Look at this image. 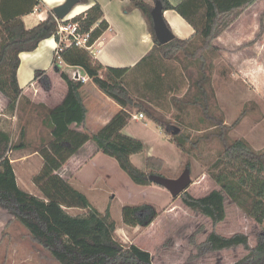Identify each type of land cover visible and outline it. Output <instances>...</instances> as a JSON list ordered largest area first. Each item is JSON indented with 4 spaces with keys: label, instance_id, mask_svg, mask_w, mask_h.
Returning a JSON list of instances; mask_svg holds the SVG:
<instances>
[{
    "label": "trees",
    "instance_id": "obj_1",
    "mask_svg": "<svg viewBox=\"0 0 264 264\" xmlns=\"http://www.w3.org/2000/svg\"><path fill=\"white\" fill-rule=\"evenodd\" d=\"M129 1L126 10L141 11L154 41L152 49L135 66H106L95 57L93 50L75 45L67 46L62 51V58L67 64L82 68L103 93L121 106L104 126L91 133L82 129L88 109L81 94L84 85L81 79L61 72L68 92L62 103L55 107L33 102L18 84L20 53L35 50L42 40L56 34L57 21L53 9L46 20L29 29L22 17L31 13L41 1L0 0V22L5 28V32H2L5 36L0 44V74L9 90L2 86L1 81L0 89L12 96L8 104L10 111H18L23 101L24 110L29 105L36 108L43 125L48 129L49 138L35 150L43 158L42 170L35 176L41 195H36L20 186L14 162L9 156L11 150L26 148L27 129L22 128L20 139L14 143L11 134L0 126V207L12 213L14 220L27 229L30 238L48 251L59 264H153L149 251L117 239V223L110 209L102 212L94 207L88 196L63 177L60 171L87 142L94 141L98 151L114 158L134 183L142 186L159 185L154 178L163 175L165 160L148 156L144 169L136 166L132 155L144 151L145 144L126 134L124 128L132 117V109H137L167 132L173 122L155 107V102L168 90L160 82L147 80L144 82L146 90H142L129 81L134 74L149 75L156 72L166 61L183 63L182 57H185L193 60L197 72L194 75L188 65H184L189 86L183 96H171L178 110L175 116L187 124L184 116H190L189 106L201 107L203 122L208 120L215 129L221 125L220 130L211 135L220 138L223 149L210 170L220 190H213L201 197L184 191L181 194L183 203L212 220L214 229L207 237L211 250L243 246L248 252L232 264H264V148L255 149L245 138L229 139L228 131L241 121L245 110L229 126L222 119L214 118L210 109V100L215 96L212 57L221 49L214 41L258 0H177L175 4L170 0H161L164 11L175 10L194 28V33L188 38L176 36L166 44L159 42L153 28L152 10L156 0ZM71 20L79 23L81 32L91 31L90 45L110 27L98 2ZM5 22L13 23L8 25ZM9 79L12 82H8ZM34 79L45 89H51L52 82L47 70L37 69ZM11 91L16 93L13 95ZM170 135V140L178 148L188 152V143L195 146L202 139L193 140L190 134L180 131ZM190 168L188 163L187 169ZM224 195L237 202L263 226L255 246L250 245L245 234L227 237L215 230L217 224L226 218ZM68 208L86 211L72 214ZM122 212L123 222L129 227H148L159 216V211L149 203L126 205Z\"/></svg>",
    "mask_w": 264,
    "mask_h": 264
},
{
    "label": "rangeland",
    "instance_id": "obj_2",
    "mask_svg": "<svg viewBox=\"0 0 264 264\" xmlns=\"http://www.w3.org/2000/svg\"><path fill=\"white\" fill-rule=\"evenodd\" d=\"M261 2L264 3V0ZM261 6L256 11H247L222 37L214 41L221 49L212 57V86L215 96L210 100L213 117L222 119L224 124L229 126L243 110L246 111L241 121L228 131L229 139L245 138L257 150L264 148V5ZM72 11H75V8ZM44 14L46 9L38 13V16ZM10 23L13 22H5L8 25ZM2 32H5V28L0 22V44L5 36ZM182 61L183 63L166 61L156 72L149 75L137 73L130 77L129 81L142 90H146L144 82L147 80L165 85L164 89L168 91L156 100L155 107L173 122V126L165 132L147 116L138 120L131 117L124 132L145 144L144 151L132 155L133 163L141 169L145 168L148 156H158L165 160L163 176L176 179L187 170V164L190 163L193 183L187 191L201 197L213 190H220L219 184L211 177L210 170L211 164L223 149L220 138L211 135L214 131H219L221 125L215 129L208 120L203 122L201 107L189 106L190 116H184L187 124L175 116L178 110L171 101V96H183L189 86L184 65H188L194 75L197 72L193 60L182 57ZM55 68L59 70L57 65ZM3 78L0 74L2 86L9 90ZM53 79L57 95L60 84L56 76H53ZM8 82L12 80L9 79ZM148 92L153 94L151 90ZM12 93L14 95L16 92ZM6 94L0 89V126L11 134L14 143L20 139L23 127L28 132L25 139L26 148L9 152L18 183L24 190L41 195L39 186L35 183V176L42 170L43 158L35 150L39 149L43 141L49 139L48 129L43 125L42 117L38 115L40 113H37L36 108L29 105L24 110V101L18 111H10L8 104L12 96ZM34 98L36 101L40 100L38 91ZM139 112L132 109V113ZM177 128L184 134H190L193 140L202 139L195 146L188 143L189 152L183 151L170 140V134ZM81 157L92 158V161L79 175H75L76 169L78 166L82 167L87 160L79 161L77 168L70 165L62 174L88 196L94 207L102 212L109 208L117 223V239L149 251L153 264H232L248 252L243 246L220 251L211 250L207 243V237L214 229L210 218L192 210L183 203L181 195L173 197L162 186H142L134 183L114 158L97 151L94 141L87 145ZM224 196L226 218L217 224L215 230L227 237L237 233L245 234L250 245L255 246L263 226L237 202L227 195ZM142 203L153 205L159 211V216L148 227L125 225L123 207ZM69 211L79 214L86 210L75 208ZM0 264L59 263L30 238L27 229L14 220L12 213L0 207Z\"/></svg>",
    "mask_w": 264,
    "mask_h": 264
},
{
    "label": "crops",
    "instance_id": "obj_3",
    "mask_svg": "<svg viewBox=\"0 0 264 264\" xmlns=\"http://www.w3.org/2000/svg\"><path fill=\"white\" fill-rule=\"evenodd\" d=\"M40 1L41 4L39 6L35 7L31 13L22 17L26 27L29 29L35 27L41 21L46 20L49 12L54 7L63 4L66 0ZM170 1L174 4L177 2V0ZM261 1L262 0H258L253 5L248 7L240 15V17L247 11H256L259 7H262L261 4L264 5V3ZM96 2L101 4L104 12V18L108 21L110 27L95 42L92 49L95 57L106 66H135L154 45L148 24L141 11L138 9H131L127 11L126 8L130 4L129 0H87V2H80L77 4L75 6V11H72L70 14L74 16L80 14ZM43 9H46V14H44V16H38V13H40ZM164 17L177 37L185 39L194 33V28L175 10L164 11ZM225 32L222 35H224ZM222 35L220 37H222ZM55 48L56 40L54 37L42 40L35 50L20 53L21 63L18 68V83L20 84V87L23 88L24 94L31 98L33 102L44 103L49 107L59 105L67 95L68 87L61 77L62 71L69 74L72 78H75V74L82 76L87 75L82 68L70 65L58 66L59 70H56V65H54ZM37 69L47 70L52 82L51 89H45L38 80L34 79L35 71ZM53 76L57 77L60 84V91L57 95ZM36 91H38V95L40 97V100L38 101L34 98ZM81 94L83 102L88 109L86 122L82 129L91 133L98 131L121 109V106L103 93L90 78L84 81ZM93 128L98 129L96 131H92L91 129ZM90 142L92 141L87 142L63 165L60 171L63 177L65 176L62 172L65 169H69L70 165L76 167V165L79 164V161L81 162V160H87L82 167H76L77 172L75 175H79L81 170L90 161H92V158L86 159L81 157ZM71 183L77 187L74 182ZM72 209L75 208H68V210Z\"/></svg>",
    "mask_w": 264,
    "mask_h": 264
},
{
    "label": "water",
    "instance_id": "obj_4",
    "mask_svg": "<svg viewBox=\"0 0 264 264\" xmlns=\"http://www.w3.org/2000/svg\"><path fill=\"white\" fill-rule=\"evenodd\" d=\"M81 0H66L63 4L53 8L54 15L59 19H64L79 4ZM153 28L155 35L160 43L166 44L172 41L176 35L168 26L164 17L163 4L161 0H156L155 7L152 10ZM180 129H175L174 134L179 133ZM155 182L160 186L166 188L173 197L180 196L184 191H187L189 186L193 183L190 170H185L178 178H167L163 175L156 176Z\"/></svg>",
    "mask_w": 264,
    "mask_h": 264
},
{
    "label": "built area",
    "instance_id": "obj_5",
    "mask_svg": "<svg viewBox=\"0 0 264 264\" xmlns=\"http://www.w3.org/2000/svg\"><path fill=\"white\" fill-rule=\"evenodd\" d=\"M74 15H68L64 19H59L56 16L57 26L56 34L53 36L56 40V48L54 52V57L56 58L57 66L69 65L62 58V51L64 48L70 45H75L77 47H82L86 49H93V45L89 44L91 38L90 32H81L78 22H74L72 19ZM71 66V65H70ZM75 78L81 79L83 82L89 79L88 75L75 74ZM132 117L136 120L145 118L144 113H131Z\"/></svg>",
    "mask_w": 264,
    "mask_h": 264
}]
</instances>
